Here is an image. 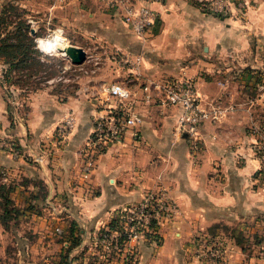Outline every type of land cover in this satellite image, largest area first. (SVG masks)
<instances>
[{
  "label": "crops",
  "instance_id": "crops-1",
  "mask_svg": "<svg viewBox=\"0 0 264 264\" xmlns=\"http://www.w3.org/2000/svg\"><path fill=\"white\" fill-rule=\"evenodd\" d=\"M147 4L156 10L157 19L145 38L125 25L118 14L110 15V23L119 18L124 24L121 23L117 32L121 40L118 45L132 58L130 64L124 66L129 78L123 84L135 93L128 104L142 116L141 123L126 128L120 142L109 143L104 151L97 154L91 171L83 177L80 165L87 154V137L93 129V109L85 96L88 93L68 95L65 101L60 102L55 94L41 90L37 93L38 98L33 96L30 103L28 130L35 131L36 136L45 140V132L50 131L65 112L77 120L69 124L71 132L65 140L52 146L49 157L45 155L47 144L38 146L40 141L21 139L20 145L42 155L44 162L62 166L37 173V177L46 183L51 193L73 196L69 208H79L84 213L83 222L89 230L82 242L89 245V253L90 245L100 241L94 232L106 227L111 217L145 196L157 194L172 201L176 206L174 212L179 210L180 213H171L174 218L167 225L177 229L164 233L168 235V248L164 247L160 256L151 262L203 264V260L192 251L191 235L215 221L226 220L220 218L222 214L218 210L233 209L230 204L236 203L237 190L249 193V158L243 165L238 163L240 156H246L247 147L235 149L222 140L221 134L228 128L227 120L223 123L222 120H205L199 127L200 146L193 149L189 139L180 135L181 138L176 130L181 107L160 104L154 89L151 90L153 99L147 101L142 86L152 80L191 78L203 105L211 102L237 108L238 103H245L250 86L258 81L264 82V0H258L255 5L229 17L203 9L192 0H149ZM97 15L108 20L106 15L101 16L97 12H93L91 17L96 18ZM135 55H140L138 63L134 62ZM100 101L102 103V99ZM113 106L114 103H103L97 115L112 111ZM243 108L236 112L230 110L232 126L240 127L245 122L248 108L245 104ZM242 112V118H235V114L242 115ZM37 117L39 122L35 121ZM219 130L221 132L216 134ZM7 162L14 165L6 157H0V164ZM219 165L225 169L222 183L214 175V167ZM23 175L32 177L25 171L20 176ZM237 180L240 183L236 184ZM19 184L21 192L18 195L22 200L19 196L14 200L15 205L24 210L27 204L23 196L31 193L33 188ZM80 197L78 207L76 198ZM25 211V225L32 227L35 217L28 215L31 211ZM33 230L38 235L31 246H39L41 235L36 228ZM10 241L8 231L0 222V264L10 259L7 255ZM54 247L58 249V243ZM224 253V264H251V256L246 258L240 250L232 248L230 242ZM35 261L33 258V261L21 264H37Z\"/></svg>",
  "mask_w": 264,
  "mask_h": 264
},
{
  "label": "rangeland",
  "instance_id": "rangeland-1",
  "mask_svg": "<svg viewBox=\"0 0 264 264\" xmlns=\"http://www.w3.org/2000/svg\"><path fill=\"white\" fill-rule=\"evenodd\" d=\"M192 1L198 2L203 9L210 12L218 11L223 17H229L232 13H241L258 2V0ZM3 11V16L8 18L23 17L30 28H34L35 25L37 29L35 33L29 32L31 35L36 34L34 40L48 35L59 27L63 29L69 45L81 46L86 51L85 59L78 64L73 63L62 49L58 50L60 55L56 57L41 59L42 53H40L34 64L25 65L19 71L22 79L18 84L1 81L8 64L0 56V157H6L14 163V165H9L8 162L0 164V181L13 186L10 192L14 204V198H17L21 192L18 189L19 183L32 186L31 193H27L23 199L27 204L24 208L31 211L28 215L35 217L32 227L25 225L23 213L27 214V212L19 207L20 213L15 218L8 219V226L6 228L4 226V229L8 231L11 240L7 248L10 259L3 264H21L33 261V258L36 259L37 264H90V262L91 264H138V261L139 264H149V262L153 264L151 260L159 257L164 247L168 248L169 240L166 241L168 235L164 233L177 229L175 226L167 225V222L174 218L173 215L176 213L174 210L171 212H174L173 215L168 214L169 212L160 213L156 218L158 222L155 228L150 225L151 220L155 218L146 212L141 214L138 210L137 218L130 224L126 221L127 215L141 201L136 202L130 208H125L111 217V219L120 217L118 227L111 228L107 224L106 227L94 232L99 236L104 233L112 234L114 233L112 231L117 230L118 244H114L113 240L106 247L101 241H97L96 244L93 242L89 253V245L82 242L86 231L89 230L83 222L84 213L79 208L75 210L69 208L73 196L65 193L58 196L51 193L46 183L37 177V173L55 169V166L60 164L44 162L42 155L30 151L27 146L20 145L21 139L36 143L40 141L38 146L47 144L45 155L49 157L52 146L61 144V140H65L71 132L67 120L69 119L70 122L77 120L75 116L66 115L65 112L55 126L45 132V140L40 139L39 135L36 136L35 131L28 130L26 124L31 121V119L29 121L30 103L33 96L38 98L37 93L41 90L55 94L60 102L65 101L68 95L73 97L87 92L86 101L93 109L91 113L93 127L100 106L103 103H116L115 100L106 99L100 94L99 84L102 80L123 83L129 78L124 72V66L130 64L132 56L130 53L126 55L127 52L118 45L121 40L117 32L122 22L118 18L116 22L110 23V15L114 12L106 9L100 0H0V14ZM93 12L101 16L106 15L108 20L98 15L96 18L91 17ZM15 28L13 23L7 25L3 23L0 25V32L3 36L7 30H15ZM12 74L18 75V71L12 70ZM250 89L245 103H238L237 108L230 107L218 120H222V123L227 120L228 123L227 130L221 134L223 141L225 140L235 149L242 150V146L247 147L246 156H240L238 163L243 165L244 160L249 158L251 170L248 180L249 193L247 190H237L236 203L234 201L230 204L233 209L218 210L222 214L220 218L226 220L215 221L204 229L195 230L194 235H191L192 251L203 260V264H224L225 247L229 242L232 248L240 250L246 258L251 256V264H264V82L258 81L250 86ZM243 104L248 108L247 112L245 111L247 118L245 117V122L240 127H234L230 124V119L233 118L230 110L235 112L237 109L243 110L245 109ZM115 111L116 109H113V112ZM236 116L242 118L243 112L242 115L235 114V118ZM35 121L39 122V118ZM220 132L219 130L216 134ZM93 139L95 138L91 130L87 137L85 152L87 154L83 156L80 171L87 158L94 161L96 155L105 150L100 143L93 144V148L91 146ZM251 159L255 164L253 161L251 163ZM214 170L215 179L222 183L225 169L219 165L214 167ZM23 171L31 173L32 177L20 176ZM237 182L240 183L239 180L235 181L236 184ZM241 195L245 197L242 198ZM152 196L151 204L159 197L157 194ZM19 198L22 200V196ZM76 201L79 202V207L81 197L76 198ZM151 204L150 208L156 209L155 203L153 206ZM34 228L39 230L41 235L39 246L37 244L31 246V243L37 241L38 233L33 230ZM133 233L136 236L130 238ZM108 239L111 237L109 236ZM55 243H58V249H55Z\"/></svg>",
  "mask_w": 264,
  "mask_h": 264
},
{
  "label": "built area",
  "instance_id": "built-area-1",
  "mask_svg": "<svg viewBox=\"0 0 264 264\" xmlns=\"http://www.w3.org/2000/svg\"><path fill=\"white\" fill-rule=\"evenodd\" d=\"M149 0H100L101 4L108 10L118 14L123 23L133 30L139 37L145 38L151 33L153 25L157 19V12L149 4ZM219 13L218 11H216ZM128 59H125L127 61ZM140 55H135L134 62L138 63ZM114 86L120 87L127 92L125 97L114 93L112 91ZM142 88L146 91V100L153 99L151 90H155L158 94V101L162 105H179L181 112L177 118L176 130L178 135H183L189 139V142L193 149H198L202 140L200 134V125L205 120L217 121L219 118L226 114V111L231 106H223L218 103H206L202 104V99L199 92L194 86V82L191 78H183L179 80H162L144 83ZM100 94L104 95L106 99L111 98L115 100V104L112 107V111L104 112L96 116L94 127L92 129L93 137L91 140V146L93 144L100 143L103 148H106L111 142H120L123 138V133L126 128L135 126L141 123L142 116L132 109L128 102L135 94L127 85L114 80H102L99 84ZM113 109H116L113 112ZM67 123H71L67 120ZM96 148V147H95ZM89 157V156H87ZM93 161L89 158L85 160L81 175L87 176L92 169ZM153 194L145 196L139 205L135 206L127 215V220L130 224L137 218L136 211L148 213L149 216L158 217L160 213L171 212L176 207L175 204L169 199L158 195L155 198L156 202H152L151 197ZM155 203L156 209L150 208V204L153 206ZM132 228V227H130ZM114 233L100 234V241L104 246H108L113 240L114 244H118V231H112ZM109 236L111 239H108ZM135 233L130 235L135 237ZM106 241V243H104Z\"/></svg>",
  "mask_w": 264,
  "mask_h": 264
},
{
  "label": "trees",
  "instance_id": "trees-1",
  "mask_svg": "<svg viewBox=\"0 0 264 264\" xmlns=\"http://www.w3.org/2000/svg\"><path fill=\"white\" fill-rule=\"evenodd\" d=\"M4 11L0 14V25L5 23L15 25V30H7L2 36L0 32V56L3 57L4 62L8 64V67L4 73L2 82H15L21 83L22 75L19 71L25 65L34 64L40 52L35 48L34 36L29 32L31 28L27 21L20 16L7 17L3 16ZM221 13H218L220 15ZM222 15V14H221ZM10 21V22H6ZM12 70H17L18 75L14 76ZM1 179V177H0ZM13 186H10L6 182L0 181V222L5 226H8L9 220L15 218L19 213L20 209L14 204L11 196V190ZM124 214V213H123ZM10 215V216H9ZM12 215V216H11ZM112 218L108 223L111 228L118 227L120 217ZM156 219H152L150 225L156 227Z\"/></svg>",
  "mask_w": 264,
  "mask_h": 264
},
{
  "label": "clouds",
  "instance_id": "clouds-1",
  "mask_svg": "<svg viewBox=\"0 0 264 264\" xmlns=\"http://www.w3.org/2000/svg\"><path fill=\"white\" fill-rule=\"evenodd\" d=\"M34 30H37L34 25ZM68 42L66 41L62 28H56L44 37H37L35 39V48L42 53L41 59L44 57H56L60 55L59 49H66ZM112 91L119 93L120 96L125 97L127 92L118 86H114Z\"/></svg>",
  "mask_w": 264,
  "mask_h": 264
},
{
  "label": "water",
  "instance_id": "water-1",
  "mask_svg": "<svg viewBox=\"0 0 264 264\" xmlns=\"http://www.w3.org/2000/svg\"><path fill=\"white\" fill-rule=\"evenodd\" d=\"M31 32L35 33L34 28H31ZM66 54L71 58L73 63H81L86 57V51L81 46L69 45L66 49Z\"/></svg>",
  "mask_w": 264,
  "mask_h": 264
},
{
  "label": "bare ground",
  "instance_id": "bare-ground-1",
  "mask_svg": "<svg viewBox=\"0 0 264 264\" xmlns=\"http://www.w3.org/2000/svg\"><path fill=\"white\" fill-rule=\"evenodd\" d=\"M68 46H69V44H68ZM67 48H68V47H67ZM67 48H66V49H67ZM66 49H62V51L66 52Z\"/></svg>",
  "mask_w": 264,
  "mask_h": 264
}]
</instances>
